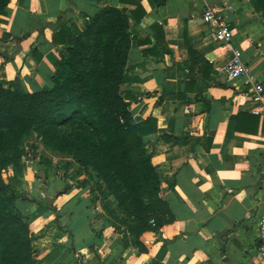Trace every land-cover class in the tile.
Masks as SVG:
<instances>
[{"label":"crops","instance_id":"1","mask_svg":"<svg viewBox=\"0 0 264 264\" xmlns=\"http://www.w3.org/2000/svg\"><path fill=\"white\" fill-rule=\"evenodd\" d=\"M140 1L144 17L128 14L121 90L136 98L135 122L154 121L151 163L171 219L138 237L118 231L88 184L61 187L49 176L40 191L38 162L24 158L23 193L40 194L18 202L36 264H264V111L252 112L244 78L224 74L232 52L203 17L207 9L223 16L230 46L264 85V8L256 10L259 0ZM110 6L134 9L121 0H9L0 12V82L23 93L51 88L66 54L55 34L64 25L84 30ZM51 153L42 156L54 163Z\"/></svg>","mask_w":264,"mask_h":264},{"label":"trees","instance_id":"2","mask_svg":"<svg viewBox=\"0 0 264 264\" xmlns=\"http://www.w3.org/2000/svg\"><path fill=\"white\" fill-rule=\"evenodd\" d=\"M121 1L134 9L105 7L84 30L64 25L55 34L66 54L55 64L51 88L23 93L0 82V264H36L27 217L18 208L28 200L20 144L31 132L49 150L71 153L94 169L124 220H134L127 228L135 236L171 219L151 163L154 121L135 122L129 105L136 98L121 90L132 40L128 14L139 22L145 10L140 0ZM259 1L256 10L264 8ZM8 2L0 0V12Z\"/></svg>","mask_w":264,"mask_h":264},{"label":"rangeland","instance_id":"3","mask_svg":"<svg viewBox=\"0 0 264 264\" xmlns=\"http://www.w3.org/2000/svg\"><path fill=\"white\" fill-rule=\"evenodd\" d=\"M20 150L24 155L22 157V164L24 163V158L26 160L36 158L35 160L38 162V165L35 166V178L36 182L41 186L40 191L46 188V182L50 179L55 181L58 180V178L62 179L63 184H59L61 187H67L69 183L88 184L93 199L100 202L101 207L105 211L104 214L114 223L118 231L125 230L127 227H130V225H134V220H124V217L114 201V196L106 189V185L102 182V179L97 175L96 171L91 167L82 165L71 153H58L52 151L51 154H54L56 157L54 159L55 162L52 163L46 156H42L44 150L49 149L44 146L42 140L34 132L29 133L22 140ZM25 165L30 167L28 163ZM9 175H12L11 167H8L7 172L2 173V179L7 182ZM49 176L50 179H48ZM22 195L25 198H33L32 196L37 197L40 194L36 192V194L23 193Z\"/></svg>","mask_w":264,"mask_h":264},{"label":"built area","instance_id":"4","mask_svg":"<svg viewBox=\"0 0 264 264\" xmlns=\"http://www.w3.org/2000/svg\"><path fill=\"white\" fill-rule=\"evenodd\" d=\"M203 17L212 27L216 40L224 43L232 52L231 59L223 69L224 74L229 80L245 79L244 83L250 86V97L253 102L251 110L254 114L262 113L264 111V85L250 74L248 67L241 58V51L230 46V41L233 38L232 29L229 28L227 22L218 11L207 9ZM149 223L151 226H156L154 219H150ZM258 232L260 239L258 252L261 257H264V204L258 216Z\"/></svg>","mask_w":264,"mask_h":264}]
</instances>
